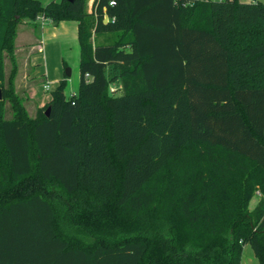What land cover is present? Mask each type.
<instances>
[{
    "label": "trees",
    "instance_id": "1",
    "mask_svg": "<svg viewBox=\"0 0 264 264\" xmlns=\"http://www.w3.org/2000/svg\"><path fill=\"white\" fill-rule=\"evenodd\" d=\"M88 1L0 0V264H264V3ZM39 17L78 23L80 81L31 118Z\"/></svg>",
    "mask_w": 264,
    "mask_h": 264
},
{
    "label": "rangeland",
    "instance_id": "2",
    "mask_svg": "<svg viewBox=\"0 0 264 264\" xmlns=\"http://www.w3.org/2000/svg\"><path fill=\"white\" fill-rule=\"evenodd\" d=\"M253 0H251L252 2ZM264 3V0H258ZM52 27V26H50ZM19 34L16 39V46L21 40V27L18 28ZM105 36V35H103ZM112 38V35H107ZM36 38L40 40V37ZM37 42L28 44H19L17 46V65L19 70V79L17 83V92L24 101L25 109L31 118H34L36 111L39 108L47 106L51 100L50 93L57 87L58 82L66 79L67 87L65 94L67 97L76 95L78 92L80 72H79V47L77 41L70 33L61 35L58 39H45L44 52L39 53L38 48H35L34 61L35 66L27 61L29 51L32 46H36ZM6 75L10 70V63L6 59ZM33 69V70H32ZM70 71V76H67V71ZM31 71H34L33 77ZM29 75V76H28ZM49 84V89L46 91L44 85ZM110 93L119 94V87L115 84L110 86ZM6 119L11 118L9 105H6ZM47 111V110H46ZM261 192L256 191L251 200L259 201ZM242 264H258L250 246H246L242 254Z\"/></svg>",
    "mask_w": 264,
    "mask_h": 264
},
{
    "label": "crops",
    "instance_id": "3",
    "mask_svg": "<svg viewBox=\"0 0 264 264\" xmlns=\"http://www.w3.org/2000/svg\"><path fill=\"white\" fill-rule=\"evenodd\" d=\"M39 1L45 6V5L49 4L52 1L59 2L60 0H39ZM239 1L243 2V3H250L251 2V0H239ZM93 2H94V0H89L88 1L87 8H86L88 13L92 12ZM104 22L106 23V20H104ZM37 23H39V22L37 21ZM50 26H52V27H50ZM20 27H21V31H20L21 32V40H20V42L18 43L17 46H19V44H21V42H22V45L23 44H28V43H33L34 41L37 42L36 46H32L30 48L31 50L29 51V56L27 57V61L29 63H31L32 66H35L34 54H33V52L35 51L34 49L38 48L39 45H42V47H39L41 49V51H39V53H43L44 52L43 45L45 44V39L46 40H50V39H54L55 40V39L59 38V34L60 33H61V35H65V34H69L70 33L72 36L74 35V37H75V39L77 41V44H78V38H77V36H78V23L74 22V21H64V22H60L58 25H54L52 23H46L42 27L40 40H38L36 38L33 26L30 23L24 22L23 24H20L18 26V28H20ZM18 34H19V31L17 29L16 39L18 37ZM93 37H94V35H93ZM107 38H108L107 35H105V36L100 35V36H97L94 41H96V43H103V41L107 40ZM16 39H15V43H16ZM17 46L15 44V56L16 57H17V52H18ZM78 47H79V45H78ZM79 59H80V50H79ZM5 62H6V59H5ZM33 72L34 71H31V74H30V75H32V77H33V74H34ZM5 73H6V63H5ZM18 79H19V70H18L16 78H15V89H16V92H17ZM46 85L49 87L48 83H46ZM17 94H18V92H17ZM256 204H257V201H254L252 204L250 202V209H253ZM245 247H244V249H245ZM256 261H257V259H256ZM257 263H258V261H257ZM241 264H242V262H241Z\"/></svg>",
    "mask_w": 264,
    "mask_h": 264
},
{
    "label": "built area",
    "instance_id": "4",
    "mask_svg": "<svg viewBox=\"0 0 264 264\" xmlns=\"http://www.w3.org/2000/svg\"><path fill=\"white\" fill-rule=\"evenodd\" d=\"M113 2H110V5H112ZM106 21H108V18H105ZM37 21L39 22V24L41 25V27H43L46 23H51L50 19H45L43 17H39L37 19ZM39 51H41V49L39 48ZM44 88L46 89V91H48L49 87L47 85L44 86Z\"/></svg>",
    "mask_w": 264,
    "mask_h": 264
},
{
    "label": "water",
    "instance_id": "5",
    "mask_svg": "<svg viewBox=\"0 0 264 264\" xmlns=\"http://www.w3.org/2000/svg\"><path fill=\"white\" fill-rule=\"evenodd\" d=\"M67 1H72V0H67ZM107 22V21H106ZM67 76H70V71L68 70L67 71ZM2 99V92L0 90V100ZM49 111H50V107H48L47 111H46V116L48 117L49 116Z\"/></svg>",
    "mask_w": 264,
    "mask_h": 264
}]
</instances>
